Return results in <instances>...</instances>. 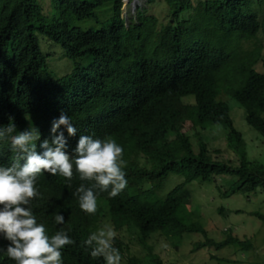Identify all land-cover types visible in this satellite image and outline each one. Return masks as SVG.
<instances>
[{"label":"trees","instance_id":"1","mask_svg":"<svg viewBox=\"0 0 264 264\" xmlns=\"http://www.w3.org/2000/svg\"><path fill=\"white\" fill-rule=\"evenodd\" d=\"M41 2L0 0V126L13 123L16 132L10 135L31 126L41 140L51 139V121L65 112L77 129L68 139V151L80 135L114 138L123 149L128 181L114 197L100 193L99 210L85 214L73 192L88 182L75 170L71 180L46 172L37 177L40 195L32 201L37 221L49 236L64 228L76 241L62 249L63 264H104L89 255L83 241L105 209L114 229L130 230L146 252V258L129 256L114 238L126 264H164L147 241L157 232L175 248L190 232L206 236L194 250L229 243L250 248V241L232 233L220 242L208 238L198 220L186 214L191 196L186 184L234 175L225 195L264 189V164L249 160L227 102L231 98L240 104L246 123L264 138V72L256 66L264 64L262 6L255 10V0H146L147 6L126 19L123 0H51L49 12ZM160 4L167 10L166 22L151 8ZM39 35L61 46L73 62L70 74L52 76ZM193 119L202 129L225 128L238 165L214 158L204 141L194 151L184 131ZM10 135L0 140L3 166L15 155ZM170 174L183 181L161 197ZM57 212L64 215L63 225L54 223ZM254 214L264 221V214ZM0 264L14 261L0 252Z\"/></svg>","mask_w":264,"mask_h":264},{"label":"clouds","instance_id":"2","mask_svg":"<svg viewBox=\"0 0 264 264\" xmlns=\"http://www.w3.org/2000/svg\"><path fill=\"white\" fill-rule=\"evenodd\" d=\"M14 132L13 123L0 126V140ZM76 133L70 116L61 112L51 121V139L41 140L40 131L31 126L10 135L13 162L9 166L0 165V252H6L14 264H63L62 249L76 243L64 228L51 236L46 234L44 224L33 214L32 201L40 195L36 181L42 172L71 180L75 170L82 182L87 181V185L81 183L73 192L85 214L99 210L100 193L114 197L127 186L123 149L117 141L111 137L80 135L69 152L68 139ZM53 220L56 225L65 222L61 212L55 213ZM115 236L114 229L105 225L90 232L83 244L92 258L100 257L104 264H121V253L113 245Z\"/></svg>","mask_w":264,"mask_h":264},{"label":"rangeland","instance_id":"3","mask_svg":"<svg viewBox=\"0 0 264 264\" xmlns=\"http://www.w3.org/2000/svg\"><path fill=\"white\" fill-rule=\"evenodd\" d=\"M123 1V16L126 19L134 17L138 7L147 6L146 0ZM192 1L195 4L197 0ZM41 5L45 11L49 12L52 2L42 0ZM259 6H262L259 12V15H262L264 14V0H255L253 8L258 11ZM151 8L156 12L160 21H167L168 14L163 5ZM38 38L42 52L48 55V67L52 76L56 78L70 74L73 70V62L67 59L61 46L40 35ZM262 52L264 58V45ZM256 66L260 72H264V64L258 63ZM227 102L230 105L233 125L245 142L249 160L264 164V138L246 123L245 112L240 104L231 98ZM184 131L189 135L194 151H198L199 144L204 141L214 158L228 160L233 165H238L237 155L227 147L226 130L223 126L212 125L202 129L197 120L193 119L187 121ZM182 181V176L168 175L160 189L161 197H164L174 185ZM234 181H236L234 175H219L210 182L195 180L187 183L186 188L191 196L185 211L187 215L191 214L193 221L198 220L208 238L220 242L232 233L242 240L250 241L252 246L248 249H241L239 245L229 243L222 247L207 246L194 250V244L205 241L206 236L200 232H190L183 235L182 243L175 248L169 239H165L161 233L157 232L152 234L147 241L153 247V251L163 259L164 264H264V221L254 214H264V189L257 188L249 193L237 191L225 195L224 192ZM94 223L97 226L96 229L105 225L114 229L106 209L94 220ZM114 231L116 232L115 238L127 247L129 256L142 255L146 258L145 250L137 243L136 236L132 235L130 230L116 231L114 229ZM121 264H126L123 257Z\"/></svg>","mask_w":264,"mask_h":264},{"label":"bare ground","instance_id":"4","mask_svg":"<svg viewBox=\"0 0 264 264\" xmlns=\"http://www.w3.org/2000/svg\"><path fill=\"white\" fill-rule=\"evenodd\" d=\"M136 1H137V0H136ZM136 1H135V2H136ZM139 2H140V1H139Z\"/></svg>","mask_w":264,"mask_h":264}]
</instances>
